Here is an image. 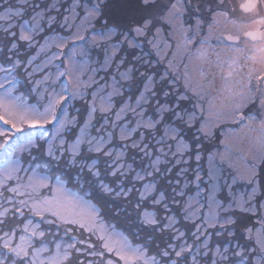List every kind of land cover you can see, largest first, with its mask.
<instances>
[{
	"label": "snow or ice",
	"instance_id": "1",
	"mask_svg": "<svg viewBox=\"0 0 264 264\" xmlns=\"http://www.w3.org/2000/svg\"><path fill=\"white\" fill-rule=\"evenodd\" d=\"M0 264H264V0H0Z\"/></svg>",
	"mask_w": 264,
	"mask_h": 264
}]
</instances>
